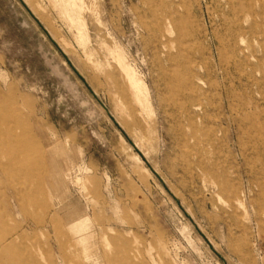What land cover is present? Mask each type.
<instances>
[{
    "label": "rangeland",
    "instance_id": "374dc122",
    "mask_svg": "<svg viewBox=\"0 0 264 264\" xmlns=\"http://www.w3.org/2000/svg\"><path fill=\"white\" fill-rule=\"evenodd\" d=\"M0 108V264H264V0H0Z\"/></svg>",
    "mask_w": 264,
    "mask_h": 264
},
{
    "label": "bare ground",
    "instance_id": "6f19581e",
    "mask_svg": "<svg viewBox=\"0 0 264 264\" xmlns=\"http://www.w3.org/2000/svg\"><path fill=\"white\" fill-rule=\"evenodd\" d=\"M140 77H134V80H135V82H136V84H141V80L139 79ZM225 88V87H224ZM234 93V92H233ZM2 107H3V105H2ZM4 109H5V105H4ZM11 112V111H10ZM9 112V113H10ZM1 113H3V111L1 110V108H0V150H7V153H8V151H10V154H12L13 156H12V160L9 162V163H7V164H3V162L0 160V171H2V172H4L5 174H9V173H11V171H13V170H15L16 169V130H15V128L14 127H12L13 126V123H12V126H9V124L7 125V123H6V126H4V124H5V121H7V119H9L8 118V116H7V114H5V116L3 117L2 115H1ZM6 113V112H5ZM12 113V112H11ZM10 113V114H11ZM24 124H25V122H23ZM27 124V123H26ZM25 124V125H26ZM28 129V128H27ZM22 130H23V128H22ZM18 131V130H17ZM30 131V130H29ZM29 131H27V132H29ZM22 132V131H21ZM24 132V131H23ZM30 133H32V131L30 132ZM21 135L23 136L24 135V133H21ZM32 135V134H31ZM17 136H20V133H19V135H17ZM24 137H25V135H24ZM26 139V138H25ZM27 139H29V138H27ZM35 139V138H34ZM21 140V139H20ZM19 140V141H20ZM24 141V140H23ZM26 142V141H25ZM30 143V142H29ZM21 144V143H20ZM23 144H25V143H23ZM21 145V146H24V145ZM28 145V144H27ZM20 146V145H19ZM30 146H32V144L30 145ZM20 148V147H19ZM18 148V149H19ZM24 148V147H23ZM29 148V147H28ZM25 149H27L26 147H25ZM32 149V148H31ZM30 149V150H31ZM29 150V149H28ZM27 150V151H28ZM20 151V150H19ZM18 151V152H19ZM25 152V151H24ZM4 153H5V151H4ZM32 153H33V149H32ZM43 153V152H42ZM9 154V153H8ZM9 154V155H10ZM11 156V155H10ZM27 156H29L28 154H27ZM0 159H2L1 157H0ZM29 162V161H28ZM27 162V163H28ZM36 163H37V160H36ZM40 164V163H39Z\"/></svg>",
    "mask_w": 264,
    "mask_h": 264
}]
</instances>
